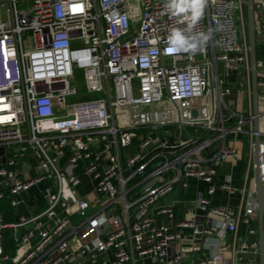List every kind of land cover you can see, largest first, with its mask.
<instances>
[{"label": "built area", "instance_id": "obj_1", "mask_svg": "<svg viewBox=\"0 0 264 264\" xmlns=\"http://www.w3.org/2000/svg\"><path fill=\"white\" fill-rule=\"evenodd\" d=\"M8 2L0 201L17 207L39 187L45 208L0 221V264H230L227 254L260 264L253 158L259 135L264 187V132L253 114L228 107L220 70L250 73L244 0H201L195 24L167 0H32L24 10ZM174 27L211 34L193 53L169 51ZM256 30L264 34V21ZM79 71L89 99L69 103L81 94ZM239 138L248 145L243 187L220 178L241 158ZM194 185L204 189L189 198ZM220 190L240 194L239 208L214 206ZM240 224L249 239L237 236Z\"/></svg>", "mask_w": 264, "mask_h": 264}, {"label": "crops", "instance_id": "obj_2", "mask_svg": "<svg viewBox=\"0 0 264 264\" xmlns=\"http://www.w3.org/2000/svg\"><path fill=\"white\" fill-rule=\"evenodd\" d=\"M5 3L6 6L3 8V16L8 17V8H10L8 0H0V4ZM256 3V27H259L262 21H264V0H255ZM32 5V0H18V6L20 9H27ZM246 8V6H245ZM247 15V8H246ZM248 17V16H247ZM247 35H248V22H247ZM249 38V36H248ZM257 60L259 69V92H260V110L264 112V34H259L257 31ZM31 43V42H30ZM29 43V47L31 44ZM221 78L224 86L229 88L230 94L225 97V102L230 108H235L243 116H250L253 114V101H252V80L251 73L239 68L236 70L225 71L222 67ZM255 128V123L252 124ZM260 130L264 132V116L260 119ZM238 147L241 150V158L237 162L225 163L220 172V178L225 180L229 177L236 186L243 187L245 181V175L248 171V145L241 138ZM244 164L246 166V172L243 173ZM245 174V175H243ZM92 182L89 178L84 179L82 185V192L85 194L89 192L92 188ZM250 185V184H249ZM204 186H192L190 189L189 198H194L198 190H203ZM39 187L33 188L30 192L22 194L19 198L20 202L17 207L11 205V200L6 198L0 201V221L5 223L17 222L22 216H28L30 214H35L41 212L45 208V203L41 199L39 194ZM180 196L179 192H174L168 200L165 202L171 204L173 199ZM241 195H229L223 191H218L212 197V204L214 206H227L233 209H238L240 205ZM258 230V221L256 223ZM13 231H5V242L6 251L10 255H14L13 247ZM240 238L249 239V230L245 224H240L238 234ZM258 236V235H257ZM10 240V242L8 241ZM12 245V246H11ZM227 259L230 264H232L231 254H227ZM237 264V263H234Z\"/></svg>", "mask_w": 264, "mask_h": 264}, {"label": "water", "instance_id": "obj_3", "mask_svg": "<svg viewBox=\"0 0 264 264\" xmlns=\"http://www.w3.org/2000/svg\"><path fill=\"white\" fill-rule=\"evenodd\" d=\"M244 5L247 8L248 16V36L250 46V73L252 80V101L253 115L255 117V132L260 131V119L264 115L260 110V92H259V69L257 60V30H256V3L255 0H244ZM262 142L259 135L255 137V148L253 158L254 178H255V193L257 197V221H258V242H259V260L260 264H264V187L260 177V156L259 144ZM3 150L0 149V153ZM212 153L209 152L208 155Z\"/></svg>", "mask_w": 264, "mask_h": 264}, {"label": "clouds", "instance_id": "obj_4", "mask_svg": "<svg viewBox=\"0 0 264 264\" xmlns=\"http://www.w3.org/2000/svg\"><path fill=\"white\" fill-rule=\"evenodd\" d=\"M166 8L180 20L195 24L201 14V0H167ZM210 32H190L187 29L174 27L168 34L169 50L175 52L193 53L200 50L209 40Z\"/></svg>", "mask_w": 264, "mask_h": 264}, {"label": "rangeland", "instance_id": "obj_5", "mask_svg": "<svg viewBox=\"0 0 264 264\" xmlns=\"http://www.w3.org/2000/svg\"><path fill=\"white\" fill-rule=\"evenodd\" d=\"M244 20H245V24H246V30H247V22H248V17L246 15V8L244 6ZM222 69V65H220V70ZM77 87H78V90L79 92H81V94H79L78 96L76 97H72L70 98L68 101L69 103H75V102H80V101H85L87 99H89L88 97H84V92H85V84H84V79H83V72L79 71L77 72ZM243 173L246 172V166L244 164V167H243ZM245 175V174H243Z\"/></svg>", "mask_w": 264, "mask_h": 264}, {"label": "trees", "instance_id": "obj_6", "mask_svg": "<svg viewBox=\"0 0 264 264\" xmlns=\"http://www.w3.org/2000/svg\"><path fill=\"white\" fill-rule=\"evenodd\" d=\"M10 242V240H8ZM13 245V244H12Z\"/></svg>", "mask_w": 264, "mask_h": 264}, {"label": "snow or ice", "instance_id": "obj_7", "mask_svg": "<svg viewBox=\"0 0 264 264\" xmlns=\"http://www.w3.org/2000/svg\"><path fill=\"white\" fill-rule=\"evenodd\" d=\"M169 51H171V49Z\"/></svg>", "mask_w": 264, "mask_h": 264}]
</instances>
